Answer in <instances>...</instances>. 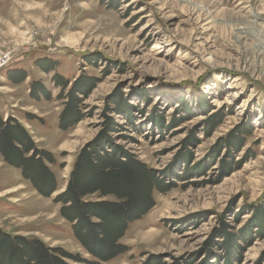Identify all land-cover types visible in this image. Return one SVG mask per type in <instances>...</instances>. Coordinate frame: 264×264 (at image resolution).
Wrapping results in <instances>:
<instances>
[{"label":"rangeland","instance_id":"rangeland-1","mask_svg":"<svg viewBox=\"0 0 264 264\" xmlns=\"http://www.w3.org/2000/svg\"><path fill=\"white\" fill-rule=\"evenodd\" d=\"M81 77L98 83L79 97L85 117L62 130ZM125 103L132 122L112 112ZM212 116L220 124L208 135ZM110 119V138L168 189L155 190L154 207L128 224L122 252L99 261L57 199ZM8 122L51 155L44 163L57 187L45 196L36 165L29 179L0 153V230L12 238L99 264H200L208 256L227 264L217 245L227 232L240 254L232 264H264V236L253 225L264 204V0H0V124ZM236 131L250 134L229 145Z\"/></svg>","mask_w":264,"mask_h":264},{"label":"trees","instance_id":"trees-1","mask_svg":"<svg viewBox=\"0 0 264 264\" xmlns=\"http://www.w3.org/2000/svg\"><path fill=\"white\" fill-rule=\"evenodd\" d=\"M65 82L63 88H67L69 84L68 81ZM97 83L98 80L90 77H81L74 83L60 118L62 130H68L85 117L86 114L81 109L82 100L79 97L80 95L85 96L86 91L89 92ZM124 105L127 108L117 107L112 112L132 122L134 109L127 103ZM108 111L110 110L107 109L106 112ZM218 118L212 116L208 120V135L219 126ZM112 125H114V120L110 119L105 125L106 135L82 150L74 165L67 190L57 199V202L64 205L63 215L75 223L74 232L77 238L99 261H107L122 252L123 247L118 242L124 236L128 224L141 219L154 207L152 193L155 190L164 193L168 189V186H165L154 170L148 169L121 146L115 144L109 136L113 132ZM0 128V153L5 159L15 166L19 165L24 176L29 179L32 178L27 174V167L30 164L36 165L37 170L32 175L35 179L40 176L41 181L46 185V189H39L41 193L49 196L56 191L54 176L44 163L45 160L53 163L51 155L38 150L24 128L18 124L1 123ZM249 134L250 131H236L227 136L226 142L230 145L234 140H238V144H240L245 135ZM30 153L33 155L28 157ZM186 160L187 158L184 161L189 165L190 160ZM189 174L190 170H187L186 177ZM34 183L36 185L35 181ZM90 194L114 197L117 201L84 202L83 198ZM263 213L264 204L253 210V225L259 230L261 236H264V216L262 220L259 215ZM93 218L98 219L99 222H92ZM258 220H262V223ZM222 235L224 236L223 240L228 242L217 245L226 250L227 264H232L233 254L236 253L237 256H240L239 252H234L237 248V240L227 232H223ZM57 251L75 263L99 264L72 257L59 250H51L36 240L12 238L11 235L0 230V264H67L59 258ZM210 251L209 249L208 254ZM209 260L208 256L200 264H211ZM161 262L160 258H151L145 264H161Z\"/></svg>","mask_w":264,"mask_h":264}]
</instances>
